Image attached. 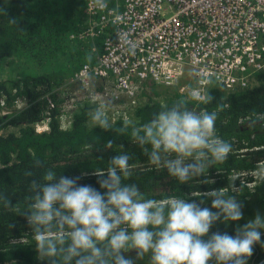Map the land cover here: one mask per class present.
Wrapping results in <instances>:
<instances>
[{
	"label": "trees",
	"instance_id": "trees-1",
	"mask_svg": "<svg viewBox=\"0 0 264 264\" xmlns=\"http://www.w3.org/2000/svg\"><path fill=\"white\" fill-rule=\"evenodd\" d=\"M88 27L84 0H0V131H3L0 195L11 201L7 208L0 203V264H47L37 259L32 231L22 215L27 210L26 198L31 195L32 180H42L48 169L58 176L73 178L86 173L78 183L99 189V178L92 172L106 171L109 160L122 153L130 156L131 166V175L124 182L135 184L146 199L164 200L172 196L187 199L189 195L216 189L236 197L242 204V219L225 225L221 218L202 239H208L215 232L235 235L237 226L254 219L257 211L264 215V180L258 179L252 193L242 184L243 180L234 176L235 172L256 170L258 162L264 159V150L253 151L264 146V72L259 76L258 86L245 91L223 98V93L210 87L206 93V97L213 98L210 103L205 99L200 104L188 100V107L197 112H211L218 105H224L218 112L215 131L232 145V151L223 162L205 169L203 175L181 184L165 168L152 165L144 149L130 136L116 134L115 129L123 127L129 118L117 120L107 131L92 127L89 113L96 107L84 101L69 115V128L60 129L58 106L62 100L57 89L78 67L97 64V54L102 52L107 38L106 35L86 38ZM18 60L23 66L16 64ZM18 66L23 72L13 76ZM148 85L151 93L130 114V126L147 123L161 109L182 98L175 91L166 100H154L151 94L156 86L146 84L145 87ZM21 103L22 108L16 109ZM46 113L49 130L37 134L33 125ZM8 128H17V134H6ZM108 140L113 141L111 148L107 147ZM244 149L250 153H238ZM37 160L42 162V167H34ZM29 171L32 176L25 174ZM233 187L241 194L231 193ZM205 207L211 208L210 199ZM21 238L27 242L19 243ZM128 253L124 255L130 256ZM148 260L149 256H145L136 264H148ZM247 264H264V231L261 242L253 246V255Z\"/></svg>",
	"mask_w": 264,
	"mask_h": 264
},
{
	"label": "clouds",
	"instance_id": "clouds-1",
	"mask_svg": "<svg viewBox=\"0 0 264 264\" xmlns=\"http://www.w3.org/2000/svg\"><path fill=\"white\" fill-rule=\"evenodd\" d=\"M93 4L100 10L108 7L106 0H93ZM115 19L119 21L122 17L117 14ZM124 43L129 44L127 40ZM127 51L135 55V46H129ZM190 98L201 99L195 95ZM203 99L210 103L213 98ZM223 107L218 105L211 112H197L182 97L161 109L147 123L140 126L125 123L115 132L130 136L144 149L152 165L165 168L169 176L185 184L203 175L205 169L223 162L232 151V145L215 131L218 112ZM89 116L92 127L104 131L112 128L105 104H99ZM43 123L40 119L33 125L37 134L48 132L49 129L38 131ZM112 144V140L107 141V147L111 148ZM261 150L264 146L253 149ZM238 153L250 151L244 149ZM129 160L127 153L114 155L106 171H93L99 178V189L78 183L86 173L73 178L58 176L48 169L42 180L31 181V195L26 198L27 210L22 215L32 231L39 261L135 264L150 254L148 264H209L213 260L215 264H247L253 246L261 242L264 215L257 211L254 219L237 226L235 235L215 232L208 239H202L221 218L225 225L242 219V204L236 197L216 189L189 195L187 199L175 196L164 200L146 199L135 184L124 182L131 175ZM34 167H42V162L35 161ZM242 173L250 179L264 180V159L258 162L256 170ZM25 174L33 175L30 171ZM242 184L250 191L257 185ZM231 193L239 190L233 187ZM207 199L211 200V208L201 207ZM0 203L5 208L11 206L4 195H0ZM18 242L27 241L21 238ZM131 251H135V258L124 255Z\"/></svg>",
	"mask_w": 264,
	"mask_h": 264
},
{
	"label": "built area",
	"instance_id": "built-area-1",
	"mask_svg": "<svg viewBox=\"0 0 264 264\" xmlns=\"http://www.w3.org/2000/svg\"><path fill=\"white\" fill-rule=\"evenodd\" d=\"M84 2L89 19L84 36L107 38L97 64L78 67L60 87L64 93L75 84L76 92H83L81 102L68 106L69 98L60 95V118L86 101L95 107L105 104L111 124L127 121L146 84L175 89L197 104L210 87L228 95L259 84L264 72V0H106L103 10L93 0ZM129 46H135V55L128 53ZM41 120L38 131H47L48 114Z\"/></svg>",
	"mask_w": 264,
	"mask_h": 264
},
{
	"label": "rangeland",
	"instance_id": "rangeland-1",
	"mask_svg": "<svg viewBox=\"0 0 264 264\" xmlns=\"http://www.w3.org/2000/svg\"><path fill=\"white\" fill-rule=\"evenodd\" d=\"M16 64L23 66V63H22L21 60L16 61ZM21 66L16 67L13 76H15L17 73H22L23 72V68ZM48 69L50 70L51 67H48ZM78 89L80 90L79 87H78ZM172 92H174L173 89L168 90V89H164V88H161V87H156V89L153 90L151 96H152V99H154V100H158V101H160V100H166ZM76 93H77V96H76V94H74V95H70L68 97L69 99H68V102H67V106L69 104H72L75 101L76 102H81L80 98L83 97V92L80 90V91H77ZM150 93H151V91H150V87L148 85V87H146L144 93H142V95L139 96V100H140L139 101V105H141V104H143V103L146 102V100H147V96L146 95H148ZM22 106H23V104H17L16 105V109H20V108H22ZM67 106H66V108H67ZM107 115H108V117L111 116V114L109 112H107ZM127 118H129L128 123H130L131 122L130 117H127ZM69 126H70L69 116H63V117H61V126H60V129L61 130H66V129L69 128ZM17 132H18V129L17 128H8V129L5 130V133L6 134H8V133L17 134ZM191 201L192 200H190L189 202H191Z\"/></svg>",
	"mask_w": 264,
	"mask_h": 264
},
{
	"label": "flooded vegetation",
	"instance_id": "flooded-vegetation-1",
	"mask_svg": "<svg viewBox=\"0 0 264 264\" xmlns=\"http://www.w3.org/2000/svg\"><path fill=\"white\" fill-rule=\"evenodd\" d=\"M206 96V95H205ZM225 96H223V98H224ZM204 100V99H203ZM234 176L238 179V180H243L242 181V183H247V182H252V183H256V184H258L259 183V181H258V179H250V178H248V177H246L243 173H242V171H239V172H235V174H234ZM248 179V180H247ZM252 193L254 192V190H252L251 191ZM239 194H241V192H239V193H236V194H234V195H239ZM207 203V201L204 203V204H202L201 205V207H205V204ZM128 255H130V256H132L133 258H135V256H136V253H135V251H131V252H129L128 253ZM253 255V254H252ZM149 255H146V257H148ZM252 257V256H251ZM250 257V258H251ZM250 258H248V261H249V259ZM144 259V258H143ZM142 259V260H143ZM142 260H136V262H135V264L137 263V262H139V261H142ZM247 261V262H248Z\"/></svg>",
	"mask_w": 264,
	"mask_h": 264
},
{
	"label": "crops",
	"instance_id": "crops-1",
	"mask_svg": "<svg viewBox=\"0 0 264 264\" xmlns=\"http://www.w3.org/2000/svg\"><path fill=\"white\" fill-rule=\"evenodd\" d=\"M75 88H76V85L74 84V85H70L69 88H68V90L65 91L64 93L58 91L57 92L58 97L60 98V95L62 96L63 94L66 95L65 98L69 97L70 95H74L76 93ZM69 121H70V118H69Z\"/></svg>",
	"mask_w": 264,
	"mask_h": 264
},
{
	"label": "bare ground",
	"instance_id": "bare-ground-1",
	"mask_svg": "<svg viewBox=\"0 0 264 264\" xmlns=\"http://www.w3.org/2000/svg\"><path fill=\"white\" fill-rule=\"evenodd\" d=\"M251 88V87H250ZM209 89V88H208Z\"/></svg>",
	"mask_w": 264,
	"mask_h": 264
}]
</instances>
